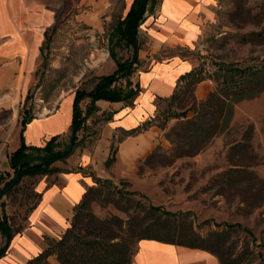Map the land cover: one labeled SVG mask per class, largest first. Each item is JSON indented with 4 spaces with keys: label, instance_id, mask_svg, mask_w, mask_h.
<instances>
[{
    "label": "rangeland",
    "instance_id": "rangeland-1",
    "mask_svg": "<svg viewBox=\"0 0 264 264\" xmlns=\"http://www.w3.org/2000/svg\"><path fill=\"white\" fill-rule=\"evenodd\" d=\"M125 10V0H63L60 15L49 32L40 65L27 94L18 105H13L10 90L0 86V164L4 153L10 152L13 142L15 144L18 138L19 121L24 110H28L33 117H42L50 113L62 97L73 94L76 89L89 91L102 75L114 71L116 65L109 55L108 37ZM253 32L264 33V0H217L214 21L204 29L195 49L178 50H181L182 56L194 62V68L202 69L203 74L208 76L223 62H236L243 66L264 65V36L261 39L250 38L249 34ZM141 40L139 55L144 56L148 51L149 40L147 37ZM166 51L160 50L159 55L147 59V65L154 59H164L169 55ZM116 52L117 57L123 60L130 56L131 49L116 48ZM22 53L25 57L24 49ZM136 73L131 77L133 83L136 82ZM213 78L215 76L206 80L211 82L214 90L216 83ZM87 103L88 99L81 102L83 110ZM154 103L157 109L150 126H154L153 130L160 135L158 141L135 162L132 170H124V167L114 162L105 167L110 174L106 179L111 180L120 191H114L109 184L102 185L94 196L96 200L90 205L92 214L98 219L118 216L123 221L136 216L137 222H143L131 238L124 236L131 261L139 238L164 229L158 222L155 225L152 223L147 232L144 231L147 223L153 220L157 222L158 218L162 220L163 216L149 213L145 207H136L135 202L139 200L144 205H159L181 214L176 220L175 229L190 227L202 237L222 231L224 227H218L217 223H240L251 234L241 229L227 230L222 237L221 247L225 262L264 264V205L256 207L259 192H264V93L235 103L231 120L235 130L214 137L196 155L189 157H175L172 154L175 145L172 140L180 130L181 123L193 117V111L176 108V104L170 106L165 100L157 98ZM169 112L177 117L165 119ZM102 113L97 111L87 119L86 129L79 133L82 142L75 154L92 147L106 123ZM65 116L68 117L67 109ZM249 123L253 125L252 147H255L258 161L262 164L254 165V159L249 160L247 155L244 157V164L249 165L245 169L252 173L244 174L238 189L241 195H237V189L222 184L219 175L235 166L232 163L236 162L228 159V142L237 137L241 126L244 128ZM51 125L49 128H52ZM58 125L55 123V126ZM32 128L34 126L30 131H34ZM122 134V131L116 133L115 143ZM61 139L67 140V132L62 134ZM153 151L155 153L148 159ZM67 160L55 165L66 172L75 170L76 166ZM53 177L37 176L32 182L21 185L4 197L5 210L13 225L22 228L27 224L26 216L37 198L32 190L33 184L45 178L51 181ZM121 180L129 184L122 187ZM64 231L50 239L58 240ZM81 233L89 235L91 231L83 229ZM50 239H45V248ZM47 260L50 264H60L55 254Z\"/></svg>",
    "mask_w": 264,
    "mask_h": 264
},
{
    "label": "trees",
    "instance_id": "trees-1",
    "mask_svg": "<svg viewBox=\"0 0 264 264\" xmlns=\"http://www.w3.org/2000/svg\"><path fill=\"white\" fill-rule=\"evenodd\" d=\"M160 1L132 0L124 15L115 22L109 33L108 41L109 55L114 60L116 68L112 73L102 75L91 90L76 89L74 91L71 121L66 141H62V135L56 134L38 145L26 143L23 132L34 117L28 110L21 113L18 146L7 156L8 169L6 172H0V258L6 254L13 237L26 227L21 228L13 225L5 210L4 197L10 195L21 185L32 182L37 176L54 175L53 178H56L57 173L66 172L55 163L66 162L80 146L82 138L79 137V133L86 129L87 119L98 111L97 101L123 102L125 105L132 106L138 97L140 88L138 83H133L131 79L140 64L139 51L142 46V37L138 29L150 10H153ZM52 29L53 27L45 32L41 52ZM263 36V32L249 34L250 38L255 37V39H261ZM116 48L131 49V54L120 60L117 57ZM212 76H215L213 78L216 83L214 90L209 92L205 99L198 100L195 96L196 85L203 80L212 79ZM122 81L124 84H121ZM261 93H264V65L243 66L236 62H223L211 76L203 74V70L200 68H192L182 74L178 78L173 94L168 98H159V100H165L170 106L176 104V108L193 111V117L186 118L181 123L180 130L172 140L175 143L172 154L175 157L194 156L214 137L229 134L231 130H235V127L231 125L234 104L244 99H252ZM84 99H88V103L83 110L81 102ZM102 116L106 121L110 119L109 112H103ZM175 117H177L175 114L169 112L165 119ZM154 119L155 117H151L135 128L122 130V137L118 138L116 143L113 138L109 156L104 163L105 167L115 161L118 143L128 136L145 131ZM236 135L235 139L228 142V159L235 161L236 163H232L235 166L220 174L219 181L222 184H227L229 188L237 189L236 194L241 195L238 192L239 184L244 180L245 173H252L245 169V166L249 165L244 164V157L247 155L249 160L254 159V165L262 163L258 161L255 147L254 149L252 147L253 125L249 123L244 128L241 126ZM154 153L155 151L147 158L149 159ZM91 176L93 184L86 188L82 198L74 206L69 227L58 240L46 237L45 239H50L47 247L25 264H50L47 259L52 254L56 255L60 264H132L131 254L124 236L128 239L131 238L143 222H137L136 216L130 217L126 221L118 216H110L105 219L95 218L90 211V205L96 200L94 196L100 191L101 186L109 184L116 192L120 191V188L113 185L109 179H101L93 174ZM38 181L33 184L32 190L37 198L28 211L26 222L28 215L36 207L40 198V195L34 190ZM120 184L124 187L129 182L121 180ZM130 193L138 194V192ZM258 197L259 201L256 207L264 205V192H259ZM135 204L136 207H145L149 213L163 216L162 220L158 218L157 222H153V220L147 223L144 231L147 232L150 226L158 222L164 227L157 233L144 234L138 239V243L140 240L148 239L202 249L213 254L219 264H227L221 248L222 237L227 230L241 229L251 234L250 230L238 222L233 224L222 222L216 224L218 227H224L222 231L212 232L208 236L202 237L190 227L185 226L176 230V220L179 215L182 216L177 212L168 211L159 205H144L139 200ZM83 229L89 230L91 233L89 235L82 234Z\"/></svg>",
    "mask_w": 264,
    "mask_h": 264
},
{
    "label": "crops",
    "instance_id": "crops-1",
    "mask_svg": "<svg viewBox=\"0 0 264 264\" xmlns=\"http://www.w3.org/2000/svg\"><path fill=\"white\" fill-rule=\"evenodd\" d=\"M125 1L127 9L132 0ZM62 4L63 0H0V86L10 90L13 105L19 104L34 81L45 32L56 24ZM216 11L217 0H161L157 8L150 10L138 29L141 37L149 40L148 51L144 56L139 55L140 64L135 72L140 88L138 97L132 106L123 102H96L98 111L109 112L110 119L90 149L84 148L78 155L74 153L68 158L67 161L76 166L75 170L59 172L51 181L45 178L36 183L34 190L40 195L39 201L28 215L26 227L11 240L0 264H25L45 249L46 237L56 238L69 227L74 206L86 188L93 184L91 174L104 179L110 176L104 163L116 133L151 119L157 109L154 100L173 94L178 78L195 66L191 59L181 55L178 48L194 50L204 29L214 21ZM160 50H167L165 53L169 55L164 59H154L147 65L146 60L159 55ZM211 91V82L203 80L196 85L195 96L203 100ZM72 101L73 94L66 95L56 102L50 113L34 117L23 132L26 143L38 145L50 136L66 133L71 121ZM66 109L68 117L65 116ZM55 123L59 125L55 126ZM32 126L34 131H30ZM153 128L149 126L144 132L128 136L118 143L114 163L124 170H132L135 162L158 141L160 135ZM18 143L19 132L10 152ZM10 152H5L1 160L2 171L8 168ZM87 169L90 172H86ZM132 264L219 262L213 254L202 249L143 239L138 243Z\"/></svg>",
    "mask_w": 264,
    "mask_h": 264
}]
</instances>
